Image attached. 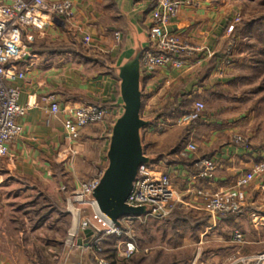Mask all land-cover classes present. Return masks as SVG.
Here are the masks:
<instances>
[{
    "label": "rangeland",
    "instance_id": "1",
    "mask_svg": "<svg viewBox=\"0 0 264 264\" xmlns=\"http://www.w3.org/2000/svg\"><path fill=\"white\" fill-rule=\"evenodd\" d=\"M216 3L218 6H226L227 11L222 17L224 24L221 23L226 25L228 37L224 56L216 64L213 77L216 82H212L208 88L205 84L201 86V81L195 80V77H190L184 88L183 83L179 82L181 76L175 77L178 73L173 71L170 77L176 78L177 84L169 83L164 86L161 83L153 86V91H165V95L175 94L176 89L181 90L183 87L184 90L181 91H185V95H181L185 98H180L177 107L170 108L172 110L169 109L168 113L164 114V119L159 117V111L150 115L146 108H142L141 117L150 121L153 126L145 127L141 134L144 154L155 157L156 160V155L162 152L166 153V158L173 157L188 138L196 141L200 151L216 152L213 156L219 171H216L215 184L222 187L218 190L220 191L233 186L239 176L264 160V0H217ZM184 5L194 6L195 3L190 0ZM172 19L168 25L170 32ZM236 25L238 33L234 35ZM114 33L115 31L112 35L115 39ZM172 33L180 38L177 33ZM120 35L122 38L121 33ZM135 51H129L119 64L133 56ZM51 64L52 61H49L45 67L52 68ZM86 67L88 68L82 71L85 76L107 70L102 64L96 63L90 66L86 63ZM200 87L202 90L197 92ZM118 89L120 90V82ZM85 100L96 103L90 101L91 99ZM197 100H202L205 104L202 119L199 121L203 130L198 131V135H188V128L193 124H181V117L192 109ZM122 103L121 101L111 125L108 124L106 133V128H100L102 123H99L85 135L87 142L92 140L85 149L80 150L79 144L84 141L82 131L89 127L82 129L79 138L72 142L66 136V140L70 141L67 146H71L70 149L74 152L68 157H73V166L85 153L91 155V160L95 159L104 138L107 137L110 141L112 126L122 112ZM96 104L105 107L102 103ZM149 133L154 135V138ZM237 137L246 140L248 147L236 143L234 139ZM152 149L156 155H149ZM227 153L230 154V159H234L233 162L230 163V159L225 160L221 156ZM241 162L251 164L250 168L243 166ZM94 163L84 162L87 165L85 170L77 172L70 166V172L63 179L53 180L51 183L38 181L32 191L28 188L19 190L20 184L16 181L10 184L12 189L9 201L26 205L25 208H20V212L12 210L13 219H16L19 213L21 218L26 217L24 244L34 250L33 255L37 260L48 261L49 257L47 259L46 256L49 254L58 258L66 257L74 247L69 242L71 235L74 233L77 240L86 230L83 224L91 216L92 208L77 203L72 206L69 199H72L82 181L91 180L103 173L101 171L104 162L101 166L96 165L95 169ZM105 165L107 166L108 162ZM263 184L264 176L257 177L245 189L246 208L244 211L241 209L240 216L211 214L202 209L200 199L193 194L181 198L165 217L149 216L143 221H133L129 227H124L126 233L131 231L135 235L140 247L150 249L144 253L148 256L138 255L133 259L120 256V247L128 240L125 234L105 236L102 241L104 252L110 257V264H242L241 259L244 257H250L252 260L247 264H253V259L264 255V197L261 190ZM39 218L42 220L41 228L34 229ZM14 228H17L16 224ZM21 228L23 229L22 226ZM235 231L241 235L239 240L233 237Z\"/></svg>",
    "mask_w": 264,
    "mask_h": 264
},
{
    "label": "crops",
    "instance_id": "2",
    "mask_svg": "<svg viewBox=\"0 0 264 264\" xmlns=\"http://www.w3.org/2000/svg\"><path fill=\"white\" fill-rule=\"evenodd\" d=\"M72 1L75 12L73 21L68 23L65 19H59L55 25L47 27L43 32L26 33L28 38H32L31 41L26 40L32 57L23 61H33L34 64L30 71L25 73L23 80L12 82L13 85L21 87L19 102L23 105L29 103L30 108L26 116L20 119L23 133L10 145L9 155L0 158V264H97L92 250L93 234L87 235L85 232L77 238L76 245L69 250L66 257L58 258L49 254L46 257L47 259L49 257L50 261L37 260L33 255L34 250L24 244L26 217L22 219L20 213L16 219L12 216V210L20 212V208L23 209L26 205L9 201L12 189L10 184L13 181L20 184L19 190L28 188L32 191L38 181L45 180L51 183L53 180L63 179L70 172L73 157L71 159L68 157L74 152L71 151V146H67L70 141L66 140L64 130L66 116L63 109L66 106L88 102L85 99L104 104L108 108V117L100 128L104 126L105 133L108 131V124L111 125L122 101L116 67L129 51L133 49L144 51L151 45L152 0ZM216 2L217 0H194V6L184 5L178 17L172 19L170 30L180 36L186 47L181 54L186 63L182 69L157 68L151 73L141 71L142 108H146L150 115L159 111V117L164 119V112L167 109L177 107L180 98H185L182 96L185 95V91L181 90H184L190 77L201 81V86L205 84L208 87L212 82H216L213 79L216 64L224 56L228 41L226 25H223L222 21L227 9L226 6H218ZM114 31L122 34L118 43L113 38ZM86 37L89 38L88 43L85 42ZM23 61L19 63L21 68L25 64ZM49 61H52V68L45 67ZM90 62L102 64L107 70L85 76L82 71L88 68L86 63L87 66L92 65ZM173 71L178 73L175 77L181 76L179 82L183 83L184 88L176 89L175 94L166 95L165 91H153V86L161 83L164 86L169 83L176 85V78L170 77ZM201 90L202 87L197 92ZM52 101L58 103L60 112L54 114L50 111ZM200 120L193 122V125L190 124L188 135H198V131L202 132ZM95 127L97 126L84 129L82 139ZM150 136L154 138V135ZM189 139L173 157L166 158V153L157 154L153 149L149 155L157 154V160L155 157H148L154 165L171 174L172 184L182 198L186 195L192 196L196 189L218 191L222 187L215 184L216 178L209 181L198 177L201 171L200 161L204 158H214L216 152L213 150L202 152L198 149L196 141ZM91 141L87 142L84 138L83 144H79L80 150L85 149ZM188 143L196 144L197 151L190 158L183 159L180 151ZM109 144V138H104L95 159L91 160L89 157L91 155L85 153L82 158L79 157L77 163H74L72 169L76 172L85 170L87 163H94L96 160L94 169L96 165L101 166L104 162V168L102 166V171L100 169L104 173L108 166L105 164L108 162ZM228 155L230 154H221L225 160L230 159L231 156ZM233 161L234 159H230L228 162ZM241 164L249 168L251 166L247 162ZM245 208L243 207V211ZM237 215L240 216V213ZM20 225L23 229H20ZM41 225L42 220L39 218L34 229L41 228ZM136 245L137 251L132 254L131 259L138 255L148 256L144 253L149 252V248L140 247L137 242ZM108 258L110 259L109 256Z\"/></svg>",
    "mask_w": 264,
    "mask_h": 264
},
{
    "label": "built area",
    "instance_id": "3",
    "mask_svg": "<svg viewBox=\"0 0 264 264\" xmlns=\"http://www.w3.org/2000/svg\"><path fill=\"white\" fill-rule=\"evenodd\" d=\"M150 40L151 45L143 51L141 58V71L151 73L157 68L180 69L186 63L181 58L186 49L181 39L169 31L168 25L176 17L181 7L190 0H152ZM185 1V2H184ZM75 18L72 0H0V158L9 155L10 145L23 133V124L20 119L26 116L30 104L19 102L21 87L13 85L15 80H23L25 73L30 71L33 61H23L31 58L27 42L28 31L43 32L47 27L55 25L59 19L71 22ZM116 42H120L121 35L114 33ZM89 38H85L88 43ZM25 63L21 68L19 63ZM205 110L204 102L197 100L192 109L181 117V124L193 123L202 118ZM52 113L60 112L58 103L52 101ZM65 113L64 130L68 140L79 138L82 129L105 123L108 108L100 104L82 102L79 105H69L63 109ZM111 133V132H110ZM111 135V134H110ZM236 143L248 147V142L241 137L234 139ZM197 151L194 143H188L180 151L183 159L190 158ZM201 171L198 177L208 180L215 179L218 163L216 158H204L200 161ZM103 173L88 181H82L69 199V204L89 205L92 208L91 216L84 223V229H90L95 235L92 250L96 256L97 264H110L102 247L105 236L125 234L128 240L120 247V255L130 258L137 251L135 235L124 227H129L133 221H143L149 216L165 217L180 202L181 196L172 184L171 175L162 167L153 162L143 163L139 166L134 187L130 193L127 204L132 207L145 206L148 210L141 216H125L120 219V226L114 224L110 218L103 214L93 196L100 183ZM264 176V160L254 164L247 172L239 176L233 186L209 193L202 189L195 190V197L200 199L202 209L216 215H237L245 205V189L257 177ZM264 197V184L261 187ZM80 209V208H78ZM81 210V209H80ZM233 237L241 238L235 231ZM73 233L69 239L71 245H76ZM75 239V240H74ZM74 240V241H73ZM250 257L241 259L247 264ZM253 264H264V255L253 259Z\"/></svg>",
    "mask_w": 264,
    "mask_h": 264
},
{
    "label": "water",
    "instance_id": "4",
    "mask_svg": "<svg viewBox=\"0 0 264 264\" xmlns=\"http://www.w3.org/2000/svg\"><path fill=\"white\" fill-rule=\"evenodd\" d=\"M142 54V49L136 50L116 69L120 80L122 112L112 127L107 151L108 166L93 194L100 211L118 226L121 218L141 216L148 210L145 206L132 207L127 204L139 166L151 162V158L144 154L141 134L151 123L141 117ZM84 232L87 235L92 233L90 229Z\"/></svg>",
    "mask_w": 264,
    "mask_h": 264
},
{
    "label": "trees",
    "instance_id": "5",
    "mask_svg": "<svg viewBox=\"0 0 264 264\" xmlns=\"http://www.w3.org/2000/svg\"><path fill=\"white\" fill-rule=\"evenodd\" d=\"M237 26H238V25H236L235 28H234V29H235L234 32H233L234 35H235L236 33H238ZM168 111H169V109H167L164 113L166 114V113H168ZM94 237H95V235L93 234V235H92V240H94Z\"/></svg>",
    "mask_w": 264,
    "mask_h": 264
}]
</instances>
